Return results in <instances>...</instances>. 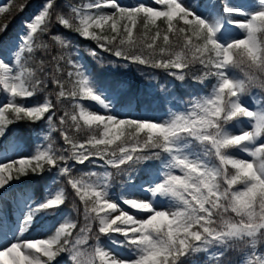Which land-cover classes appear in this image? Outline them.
<instances>
[{"label":"snow or ice","instance_id":"6c2138e0","mask_svg":"<svg viewBox=\"0 0 264 264\" xmlns=\"http://www.w3.org/2000/svg\"><path fill=\"white\" fill-rule=\"evenodd\" d=\"M155 4L160 7L88 0L68 3L65 12L58 0H44L15 40L0 41V140L8 139L17 122L48 125V143L32 155L11 159L7 151L0 153V264H201V256L207 264H232L233 251L241 256L239 264H264V0ZM57 24L120 58L123 68L160 69L182 83L189 76L195 84L211 81L210 91L185 100L160 85L167 105L163 117L148 109L137 114L134 97L124 112L108 87L98 86L79 49L52 32ZM7 27L0 26V36ZM230 27L242 38L231 36ZM49 41L72 52L52 55ZM88 52L100 59L96 49ZM38 53L50 59H37ZM49 85L53 91L43 103L24 102ZM83 100L100 105L104 114L88 110ZM65 102L78 112L57 116ZM73 130L85 131L86 138L78 140ZM52 132H59L66 147L54 146ZM9 148L20 150L14 140ZM151 162L158 167L136 184L134 174ZM76 165L104 171L74 175ZM110 168L132 185L128 191L148 195L115 196ZM53 171L83 205L85 223L66 216L51 235L28 239L25 234L43 216L60 211L65 189H50L38 203L25 190L6 199L8 190L13 181ZM119 248L128 255L114 251Z\"/></svg>","mask_w":264,"mask_h":264},{"label":"rangeland","instance_id":"374dc122","mask_svg":"<svg viewBox=\"0 0 264 264\" xmlns=\"http://www.w3.org/2000/svg\"><path fill=\"white\" fill-rule=\"evenodd\" d=\"M118 2L123 6L124 3H122L121 0H118ZM222 2L223 3L231 2L234 4L251 5V4H258L259 0H223ZM139 3H144L145 6L160 7L159 5L155 4V0H135L134 4L138 5ZM0 7H3L6 10L7 0H0ZM41 8H42L41 5L33 6L32 9L28 13L21 15L19 17L18 19L19 24H18V29L16 32L17 35L12 40H15L18 37V35L23 31V28H22L23 22L33 17L35 14H37ZM106 11H111V10L106 9ZM3 13L4 12H0V15H2ZM233 18L241 19V17L239 16H234ZM229 34L237 38H242L243 36V33L235 27H230ZM88 54H89L88 50L87 52H82L81 50H79V56L82 59V62L87 65L88 69L90 70L91 76L97 82L95 75L92 73L90 63H88L87 61ZM92 60L98 65V67H100L102 71L104 70L103 72L106 76L110 73L114 74L113 76L114 78L112 79L113 83L111 84L109 80L108 84H106L105 86L108 87L109 93L113 94L118 99H119V95L122 92L124 93L127 90V88L129 87V83L132 80H134V82L137 84L138 96L140 98L139 108L140 110L148 109L149 114L151 115H155L157 117H163L167 111V105L165 104V94L159 91L160 85H164L166 89L170 90L171 93L177 96V93L174 89V84L177 80H175L174 78L170 76L161 75V74H153L148 71H142L144 70L142 69V66L130 65L129 68H123L122 66H119L123 64V61L113 58V57H104L103 55H100V59H96L92 57ZM151 77H155V79L154 80L150 79ZM97 84L98 86L101 85L98 82ZM3 99H4V94L0 92V101H3ZM82 103L86 106L88 110L93 111L95 113L104 114L105 112V110L100 105L96 104L95 102L82 101ZM118 104L119 103H117V107L121 109L122 111L124 112L129 111L128 107H126L127 109H123ZM132 107L135 109H138L135 107L134 104H132ZM140 110H137V114H140ZM26 129L28 130L24 131V130L16 129L14 133H12V135L9 137V139H6V141H4V143L1 145L0 153L7 151L9 158L19 159L21 157L32 155L38 145L42 146L48 143L47 141L43 140V135L47 134L48 132V125L46 122L39 125L37 129H32V126ZM13 140L19 143L20 150L18 152H13L9 148V141H13ZM0 162H5V161L0 160ZM83 166H84L83 168L77 167V166L75 167L76 169L79 168L76 175H79L81 173L87 172L90 169H92V166L90 165L89 166L83 165ZM92 170H95L97 172L104 171V169L102 168H94ZM109 171L113 172V169L110 168ZM138 172H139V169L136 173ZM61 178L62 177H59V178L56 177L55 171L49 173V176L46 179L47 181L46 186L44 188V197L49 193L50 189L54 192L55 190L63 187V185H61V182H62ZM130 189H132V187ZM20 190H25L29 193V191L26 190L23 186L17 184L9 188L6 199H11L13 194L17 193ZM111 191L115 196L120 195V193H117V191H115L112 188V185H111ZM126 193L130 196L135 195L138 198H145L148 195V194L141 193L135 190L127 191ZM73 199H75V197H73L71 201L68 200L69 201L68 206L64 207L62 211L60 210L58 213L54 214L55 216L46 215V216H53V218L47 219L43 223V225H41L40 227L30 230L29 233L25 234V237L28 239L46 238L47 236L51 235L54 232L55 228L59 226V223L66 216L77 221L78 224L82 226L85 223L84 215H83V207L80 205L78 207L79 211H77V209L72 206ZM11 205L12 207L14 206V201L12 202ZM122 207H124L126 210H129L130 214H134L136 212V210L134 209H129L127 205H122ZM105 244H107V241ZM108 246L111 247V245H108ZM114 251L118 252V254L121 256L128 255V252L123 248L114 249ZM200 261H201V264H207L206 258L203 256L201 257Z\"/></svg>","mask_w":264,"mask_h":264},{"label":"trees","instance_id":"16d2710c","mask_svg":"<svg viewBox=\"0 0 264 264\" xmlns=\"http://www.w3.org/2000/svg\"><path fill=\"white\" fill-rule=\"evenodd\" d=\"M7 8L4 11V13L2 15H0V26H3L4 24H7V31L0 36V41H4V42H8L11 39H13V37H15L17 35V29H18V19L21 15H24L26 13H28L33 6H42L44 3V0H7ZM223 0H217L218 4L223 5L224 3L222 2ZM88 0H58V8L67 12V8L65 7L68 3H71L73 5H82L84 3H87ZM123 4V6H135L137 4L135 3V0H121ZM26 4L27 6L24 8L23 11H20V5ZM52 32L55 34H59L61 35L64 39H66L67 41L71 42V45L74 46L75 48H78L79 50H81L82 52H87V50L89 49H96V51L100 54L103 55L104 57H113L116 59L121 60L120 58L115 57L114 55H112L109 52H104L101 49H99L96 45V43L94 41L91 40H87L84 39L82 37H80L77 33H75L74 31H70L67 29H64L63 27L59 26L58 24L55 25L52 28ZM111 34V33H109ZM134 37L139 35V28L135 29L133 32ZM45 40H48V37H45ZM50 43L53 44L52 47V51L51 54L52 55H57L60 53H63L65 51L68 52H72V49H63L61 48L60 45L55 44L54 42L49 41ZM162 43V41H158V44ZM45 59L48 60L50 59L49 56H41L39 53L37 54V59ZM74 58V57H73ZM87 61L88 63H90L91 66V70L92 73L95 75L97 82L101 85H106L108 84L109 80L110 83H113V73L108 74L107 76L104 74V70L102 71L100 69V67H98V65L92 60V56L91 55H87ZM62 67L64 68L65 72H67L68 70H70V66L64 64L63 62H61ZM142 69L144 70H150L151 72L154 73H160L161 75H168L165 71L160 70V69H150V68H146L144 66H142ZM51 67H49V71H51ZM135 77V76H134ZM207 86L205 85H200V84H195L192 80L191 77L189 76V78H187L183 83L182 82H176L175 83V91L178 95V97H180L181 99H187L190 93H206L208 91H210L211 88V81H206L205 82ZM53 91V86L49 85V88L47 90V92L45 93H39L37 94L35 97L33 98H28L26 99L24 102L27 104H34V103H43V100L45 98L46 95H48L49 93H52ZM135 98V102L133 103L135 105L136 108H138L137 110H140L139 105V96H138V88H137V84L134 82V80H132L129 83V87L127 88V90L123 93H121L119 95V99H118V105L123 108V109H127L126 107H128V101L130 98ZM54 99V96L50 97ZM85 102H92V101H88V100H83ZM69 111L74 112L77 111L78 109L73 108L71 103L65 102L64 106L60 109V111L57 112V116L62 115L63 111ZM9 117L11 118V114H9ZM42 123H45V121H37L35 123L33 122H29L27 120L22 121V122H17L13 125L10 126L11 128V135L12 133H14V131L16 129L19 130H24L27 131L28 127L32 126V129H37L39 125H41ZM58 123V121H57ZM81 125H83V122H80ZM31 129V128H29ZM72 135H74L78 140L83 141L86 138V132L85 131H80V132H76L75 130H73ZM10 137V135L8 136V138ZM51 139L54 141V146L56 148H64L66 147V145L64 144L62 138L60 137L59 132H52L51 134ZM5 141V140H0V146H1V142ZM114 147V146H113ZM78 167H84L83 165H76ZM158 167V163L157 162H151L147 165H142L139 167V172L135 173L134 175L136 176V180L135 183L139 184L141 182V180H145L148 178V171L146 170H155ZM76 169L74 171V175H76ZM49 176L48 172H45L42 176H34V175H29L27 178H22V183L21 182H16L13 181L12 185L14 184H19L22 185L26 190H29L30 194L33 196L35 202H38L42 199L43 197V191L46 185V179ZM62 182L61 185H63L65 192L67 194V200L65 202V204L62 206L67 207L69 201L72 200L74 194L72 189L70 188L69 185H67L65 179L62 177L61 178ZM112 185L113 188L116 191H128L132 185L126 182V179L124 176L121 175H117L116 174V170L113 169V177H112ZM123 186V188H122ZM73 194V195H72ZM69 200V201H68ZM73 207H75L76 209H78V207L81 205L83 207L82 204H80V202L78 201V198L75 197V199H73ZM42 222V220L40 219L38 223H36L34 225V228L37 226H40V223ZM102 242H106V239L104 237H101ZM202 257V256H201ZM201 257H199V259H201ZM228 258L232 261V264H239L240 262V254L237 251H233L229 253Z\"/></svg>","mask_w":264,"mask_h":264}]
</instances>
